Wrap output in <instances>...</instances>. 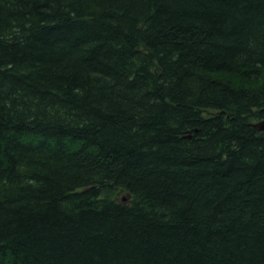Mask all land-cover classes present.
I'll use <instances>...</instances> for the list:
<instances>
[{"label": "trees", "instance_id": "obj_1", "mask_svg": "<svg viewBox=\"0 0 264 264\" xmlns=\"http://www.w3.org/2000/svg\"><path fill=\"white\" fill-rule=\"evenodd\" d=\"M264 0H0V264H264Z\"/></svg>", "mask_w": 264, "mask_h": 264}, {"label": "water", "instance_id": "obj_2", "mask_svg": "<svg viewBox=\"0 0 264 264\" xmlns=\"http://www.w3.org/2000/svg\"><path fill=\"white\" fill-rule=\"evenodd\" d=\"M256 127H258L260 130L264 131V119L255 124Z\"/></svg>", "mask_w": 264, "mask_h": 264}, {"label": "bare ground", "instance_id": "obj_3", "mask_svg": "<svg viewBox=\"0 0 264 264\" xmlns=\"http://www.w3.org/2000/svg\"><path fill=\"white\" fill-rule=\"evenodd\" d=\"M261 121V120H260Z\"/></svg>", "mask_w": 264, "mask_h": 264}]
</instances>
